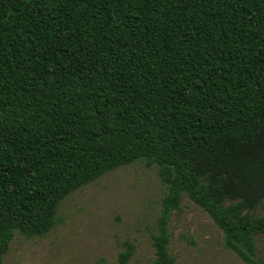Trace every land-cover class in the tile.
Wrapping results in <instances>:
<instances>
[{"label":"trees","instance_id":"obj_1","mask_svg":"<svg viewBox=\"0 0 264 264\" xmlns=\"http://www.w3.org/2000/svg\"><path fill=\"white\" fill-rule=\"evenodd\" d=\"M144 159L245 264L264 236V0H0V264L61 201ZM134 248L126 244L119 260Z\"/></svg>","mask_w":264,"mask_h":264},{"label":"rangeland","instance_id":"obj_2","mask_svg":"<svg viewBox=\"0 0 264 264\" xmlns=\"http://www.w3.org/2000/svg\"><path fill=\"white\" fill-rule=\"evenodd\" d=\"M168 187L144 159L112 170L65 197L57 225L41 237L16 233L2 264H156L152 237ZM264 215V205L254 213ZM175 264H245L224 247V233L187 194L168 222ZM126 244L134 251L119 260ZM264 258V236L257 237Z\"/></svg>","mask_w":264,"mask_h":264}]
</instances>
